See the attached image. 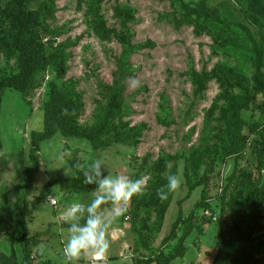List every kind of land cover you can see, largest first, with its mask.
<instances>
[{"label":"rangeland","instance_id":"374dc122","mask_svg":"<svg viewBox=\"0 0 264 264\" xmlns=\"http://www.w3.org/2000/svg\"><path fill=\"white\" fill-rule=\"evenodd\" d=\"M11 1L0 0V78L21 71L20 52L4 42L12 45ZM249 3L31 2L39 22L22 38L29 52L48 62L34 64L22 92L6 89L0 96V264L21 263L16 236L23 234L34 243L30 264H65L59 221L52 223L45 204L51 195L59 200L51 211L59 219L73 201L89 202L93 192L74 193L54 182L82 174L97 158L108 166L105 176L147 178L121 217L135 242L132 264L240 261L233 228L251 231V192L264 218L263 98L252 95L257 68L264 82V15L253 13ZM257 8L264 9V0H257ZM213 10L230 14L219 33L209 25ZM52 85L63 103L81 96L77 130L105 125L106 145L96 148L56 132L40 144L38 172L26 192L30 136L44 130ZM168 174L177 175L181 186L163 200L161 217L148 199L152 183L166 184ZM102 207L107 212L111 205ZM261 225L254 235L264 239V219ZM255 259L264 264V253Z\"/></svg>","mask_w":264,"mask_h":264},{"label":"trees","instance_id":"16d2710c","mask_svg":"<svg viewBox=\"0 0 264 264\" xmlns=\"http://www.w3.org/2000/svg\"><path fill=\"white\" fill-rule=\"evenodd\" d=\"M32 1L33 0H12L7 7L8 16L11 18L14 33L11 38L12 45L7 41L4 42L5 46L9 49L16 48V50L20 52L18 58L21 63V71L13 76L0 78V96H2L6 89H13L22 92L29 84L33 75L34 64L40 61L48 62V58H45L41 53L29 52L27 50L28 44L22 38L29 28L36 27L39 22L38 12L29 9ZM249 7L253 13L264 15V9L257 8V0H250ZM212 15L214 19L210 20L209 25L214 32L219 33L225 28L224 22L228 19L230 14L219 15L217 10H213ZM121 41L126 43L128 41V35L122 36ZM150 47L153 48L154 46L150 45ZM240 61L241 70L245 71L246 60L241 59ZM253 81L254 86L252 88V95L253 97L260 95L263 98L261 106L262 112L264 113V82L259 68L256 70ZM73 98L74 99L67 103H63V97L59 95L56 87L54 85L51 86L50 98L45 107L44 130L41 133L33 132L30 136L29 160L32 166L29 168L26 176V192L31 189L34 176L38 172L39 160L37 154L39 152V146L41 143L49 141L56 132H59L66 137L90 141L96 148H103L106 145L102 138L106 129L105 125L102 124L83 131L77 130L74 120L82 106L81 96L79 94H74ZM261 151L264 156V142ZM54 184L59 185L62 189L69 187L74 193H90L94 192L96 188L95 184H85L82 174H78L74 178L58 180L54 182ZM161 185H164L161 179L152 183V193L149 196L148 205L157 206L161 211L160 216L162 217L165 210V203L156 195V190L161 187ZM256 199V193L251 192L249 195L252 220L251 231L246 233L238 227L233 228V234L235 237L233 249L240 259L237 264H257L255 257L264 253V239L260 235H254L258 228L262 229L261 223L264 219L263 215L256 208ZM183 222L187 224L189 223V220L186 219ZM16 239L21 245L20 252L22 260L20 264H30L31 249L34 243L31 242L30 238L25 234L17 235ZM134 244L135 242H133L132 248L134 247Z\"/></svg>","mask_w":264,"mask_h":264},{"label":"clouds","instance_id":"9594fccd","mask_svg":"<svg viewBox=\"0 0 264 264\" xmlns=\"http://www.w3.org/2000/svg\"><path fill=\"white\" fill-rule=\"evenodd\" d=\"M137 85L138 82L133 80L132 86ZM105 170L108 166L102 158L82 168L84 183L96 185L91 200L87 203L73 201L58 215L67 225V238L62 249L65 264H76L82 256H90L91 264H108L111 243L123 234L115 225L127 213L132 198L141 195L146 187L145 177L133 179L111 172L105 176ZM166 181L156 190L162 201L181 186V179L175 174H168ZM104 205H111L107 212L103 210Z\"/></svg>","mask_w":264,"mask_h":264},{"label":"crops","instance_id":"0c3cea01","mask_svg":"<svg viewBox=\"0 0 264 264\" xmlns=\"http://www.w3.org/2000/svg\"><path fill=\"white\" fill-rule=\"evenodd\" d=\"M45 206L49 209V213L52 215L50 216V218L53 220L52 223L56 224L57 221H59L58 231L57 228L56 231L57 234L60 235L63 242H65L67 238V225H64L59 219H57V216H53V213H51V211H53L54 208L47 206V203L45 204ZM61 224H63V227H61ZM46 226V229H48V225ZM115 226L118 227L123 234L119 235V238L111 243L110 251L108 254V264H132V237L130 224L126 222V220H122L120 217ZM80 261H84L83 264H91V257L82 256ZM82 262H77L76 264H82Z\"/></svg>","mask_w":264,"mask_h":264},{"label":"built area","instance_id":"2783aa9c","mask_svg":"<svg viewBox=\"0 0 264 264\" xmlns=\"http://www.w3.org/2000/svg\"><path fill=\"white\" fill-rule=\"evenodd\" d=\"M53 201H55V203H53ZM47 204L49 205V207L54 208L58 206L59 200L57 198L52 197L51 195L47 198Z\"/></svg>","mask_w":264,"mask_h":264}]
</instances>
